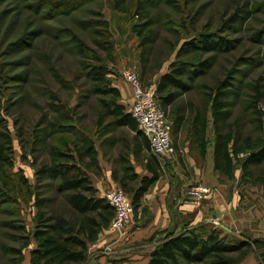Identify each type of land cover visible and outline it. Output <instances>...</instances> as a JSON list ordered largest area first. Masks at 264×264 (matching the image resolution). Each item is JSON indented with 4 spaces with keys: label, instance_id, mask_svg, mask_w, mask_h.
I'll list each match as a JSON object with an SVG mask.
<instances>
[{
    "label": "rangeland",
    "instance_id": "obj_1",
    "mask_svg": "<svg viewBox=\"0 0 264 264\" xmlns=\"http://www.w3.org/2000/svg\"><path fill=\"white\" fill-rule=\"evenodd\" d=\"M142 1L154 18L151 27L158 35L144 74L140 59L143 38L133 30L135 24L143 22L144 12L136 11L141 0H123L121 10L113 8L118 0H0V264H31V251L38 245L33 233L42 212L72 215L57 181L39 182L36 177L38 167L52 163L51 146L75 151V144L81 147L83 138L92 141L99 164L89 167L90 176L102 178L109 168L112 177H118L106 181L103 191L108 189L105 186H118L132 196L140 177L150 175L145 167L147 152H137L140 140L129 128L114 126L112 117L105 116L104 96L95 92L90 65H106L113 86L130 88L122 72L136 67L143 86L156 89L160 76L177 60V50L184 41L198 39L203 33L220 35L230 42V48L188 56L186 59L195 64L208 58L211 67L166 109L170 122L181 107L186 115L180 134L176 136L172 129L177 152L174 162L185 168L178 143L186 139L191 146L195 143L192 120L204 108H208L210 124L206 140L209 134L214 138L211 97L227 78L232 85L228 123L242 134L241 150L233 157L232 177L236 168L242 169L240 163L247 154L261 144L264 133L255 109L264 111V0ZM235 13L243 17L233 27L227 26ZM106 29L114 40L111 54L104 48V41L111 39ZM257 91L262 100L255 108ZM199 152L205 154L201 149ZM89 162L85 158V163ZM165 165L169 173L170 163ZM134 173L139 178L130 179ZM244 177L264 194V184ZM263 205L259 209H264ZM141 215L146 218V211L136 209L132 230L138 227ZM129 234L131 230L118 234L106 227L90 244L89 257L82 264H101L103 255L113 264H123L135 254L143 258L159 239L132 241ZM252 246L261 249L264 240L260 238ZM233 255L240 257V253Z\"/></svg>",
    "mask_w": 264,
    "mask_h": 264
},
{
    "label": "trees",
    "instance_id": "obj_2",
    "mask_svg": "<svg viewBox=\"0 0 264 264\" xmlns=\"http://www.w3.org/2000/svg\"><path fill=\"white\" fill-rule=\"evenodd\" d=\"M123 0H118L113 6L121 10ZM147 4L141 0L136 11L144 12L143 22L134 25L133 30L143 38L141 42V70L144 74L151 63L153 45L158 40L156 31L151 27L154 18L148 12ZM144 7V8H143ZM149 8V7H148ZM243 16L235 13L227 21V26L233 27ZM109 26L108 22H103ZM109 41H104L105 50L110 52L114 48L112 33L106 29ZM230 48V42L214 33H203L198 39L184 41L177 50V60L172 62L170 70L160 76L156 85V94L163 109L173 106L181 95L192 89L193 83L205 76L211 67L210 59H204L197 64L188 59L193 53H212ZM98 62L101 58L97 57ZM89 76L95 83V92L104 97L101 103L105 108V116L112 117V124L117 127H127L134 132V138L139 143L137 152H147L146 169L150 175L140 177L139 184L132 189V201L135 210L141 206V199L163 174L162 162L152 154L148 138L140 130L136 119L121 103V91L113 86L109 78L110 71L104 64L90 65ZM140 71V70H139ZM229 78L223 80L215 88L211 97V111L214 128V168L223 176L232 178L235 170L233 158L240 150L242 134L229 124L232 116L230 102ZM262 94L257 91L254 107L262 100ZM185 109H177L173 119V132L178 135L186 123ZM260 131L264 133V111L259 107L255 109ZM193 140L198 143L204 152L206 146V133L208 130V108L197 112L192 120ZM82 146L75 144L72 149L61 150L50 147L51 164H42L36 170L39 182L52 179L57 181V189L64 193L70 206L72 215L68 218L62 214H47L42 212L38 218L36 229L33 233L37 239V247L31 251V264H82L87 261L88 250L91 243L98 239L99 233L109 227L114 217L113 206L106 198L99 195V190L94 186L90 169L97 165L98 151L95 145L87 138L80 141ZM200 143V144H199ZM137 153V154H138ZM85 158L90 162L85 163ZM244 176H249L255 182L264 184V137L256 150L251 151L240 163ZM129 171V170H128ZM114 177V176H113ZM127 177V176H125ZM115 180L118 177H114ZM129 178V177H128ZM134 173L130 179H137ZM26 183V182H25ZM120 184L122 181L120 180ZM43 202V200H41ZM159 239L153 245L149 255L148 264H238L249 252L252 245L259 241H244L237 244L228 243L217 232L203 235L201 226L182 229L168 228L161 234H153L148 240ZM234 253H240L239 258Z\"/></svg>",
    "mask_w": 264,
    "mask_h": 264
},
{
    "label": "crops",
    "instance_id": "obj_3",
    "mask_svg": "<svg viewBox=\"0 0 264 264\" xmlns=\"http://www.w3.org/2000/svg\"><path fill=\"white\" fill-rule=\"evenodd\" d=\"M117 87L122 94L121 103L126 107V111H129L133 101L132 89L128 86ZM207 131H210V124ZM188 140L178 143L185 168L178 161L172 162L168 166L171 168L168 173L165 170V163H162L163 174L141 199L139 209L146 211V218L141 215L142 220L139 221L138 227L132 230V225H129L125 233L131 230L129 234L131 240L141 241L153 234H161L171 227L179 230L184 226H201L204 237L217 232L231 244L249 241L252 238L264 240V209H259V205L264 204L263 189L252 184L250 180L246 181L245 177L242 178V169L236 168L235 176L232 178L215 171L214 138H211L210 134L204 155L199 152L197 142L191 146ZM91 179L100 196H103V184L107 185L106 181H113L109 168H106L102 178L95 176ZM200 184L211 187L213 193L200 205H196L195 187ZM215 218L220 219L221 225L216 226L213 223ZM253 247L238 264H264V247L261 249ZM150 258V255L142 258L141 255L135 254L123 264H148ZM99 262L113 264L108 263L104 255Z\"/></svg>",
    "mask_w": 264,
    "mask_h": 264
},
{
    "label": "built area",
    "instance_id": "obj_4",
    "mask_svg": "<svg viewBox=\"0 0 264 264\" xmlns=\"http://www.w3.org/2000/svg\"><path fill=\"white\" fill-rule=\"evenodd\" d=\"M122 77L128 81L132 88L133 101L130 113L136 119L140 130L148 138L150 150L162 163H172L177 154L172 137V122L169 121L165 109L160 105L156 89L143 86L140 71L136 67L124 68ZM103 192V197L113 206L115 214L109 228L112 231L125 233L134 217V204L129 196L118 186H112ZM213 193L207 185L195 187L194 203H200L210 197ZM216 226L221 225L219 218L213 219ZM96 245V244H94Z\"/></svg>",
    "mask_w": 264,
    "mask_h": 264
}]
</instances>
